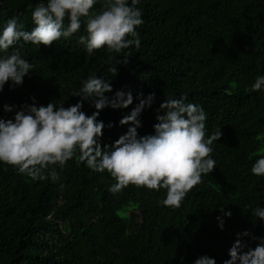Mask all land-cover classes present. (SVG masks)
I'll return each instance as SVG.
<instances>
[{"label":"trees","instance_id":"1","mask_svg":"<svg viewBox=\"0 0 264 264\" xmlns=\"http://www.w3.org/2000/svg\"><path fill=\"white\" fill-rule=\"evenodd\" d=\"M40 2L0 0V28L17 18L30 31L32 10ZM137 7L144 21L136 29L140 47L125 50L131 55L127 64L111 63L105 49L88 57L79 43L86 35L83 24L51 46L25 44L20 52L34 71L22 86L5 85L0 118H13L32 97L37 106L53 100L74 105L81 98L71 93L97 74L112 83L113 92L106 95L123 89L134 96L128 108L100 111L97 119L106 125L102 146L131 126L119 121L139 103L137 92L155 93L139 117L140 136L154 134L165 99L186 95V102L207 113L206 137L222 133L212 145L216 168L172 210L159 203L163 189L129 185L113 195L111 176L85 167L78 155L56 168L55 182L33 181L0 164V264H193L201 255L223 264L237 233L264 236V221L251 210L264 207V177L251 172L264 155V92L251 91L264 75V0H140ZM100 8L96 4L93 11ZM4 105L15 107L5 112ZM82 111L91 115L96 109L84 101ZM110 122L114 126L108 128ZM220 208L232 213L223 231L217 223ZM251 236L243 240L254 248L258 241Z\"/></svg>","mask_w":264,"mask_h":264},{"label":"clouds","instance_id":"2","mask_svg":"<svg viewBox=\"0 0 264 264\" xmlns=\"http://www.w3.org/2000/svg\"><path fill=\"white\" fill-rule=\"evenodd\" d=\"M139 3L140 0H41L32 10L34 27L30 31L24 30L17 18H10L0 28V92L6 84L10 88L22 86L24 78L34 71L29 60L21 55L25 44L51 46L61 38H71L82 24L86 35L79 37V43L88 57L105 49L111 63L127 64L131 55L125 50L140 47L136 29L144 21ZM96 4L101 8L93 11ZM118 56L124 59H116ZM110 71L117 73L118 68L110 66ZM251 91L264 92V75L255 79ZM112 92L111 81L93 74L82 79L79 89L71 93L70 97L81 98L74 105L65 107V102L57 104L53 100L46 106H37L32 97L33 103L23 105L13 118H0V164L13 166L33 181L50 178L55 182L59 179L56 168H64L78 155L85 167L98 173L106 171L111 176L115 183L108 191L113 195L129 185L156 192L163 189L166 195L159 203L179 209L188 193L202 183V177L216 168L212 145L220 139L221 131L206 137L207 113L201 105L186 102L187 96L182 95L165 99L157 109L154 134L140 136L139 117L146 107H151L155 93L145 97L143 92H137L135 99L139 103L119 121L120 125L131 126L112 144L102 146L106 125L97 119L100 111L106 107L128 108L134 100L131 90L119 89L114 95H106ZM84 101H90L96 109L91 115L82 111ZM14 107L4 105V111L12 112ZM113 126L111 122L107 125ZM251 172L264 177V155L255 161ZM251 210L252 217L264 221V207ZM220 211L217 223L223 231L225 217L230 218L232 213L225 208ZM236 236L223 264H264V236H251L248 231ZM249 236L258 241L254 248L243 240ZM193 264L217 261L201 255Z\"/></svg>","mask_w":264,"mask_h":264}]
</instances>
